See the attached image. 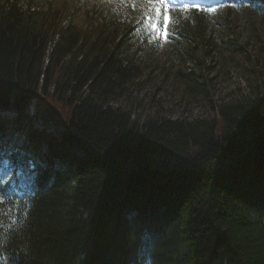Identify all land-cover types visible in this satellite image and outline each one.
<instances>
[{"label":"trees","instance_id":"trees-1","mask_svg":"<svg viewBox=\"0 0 264 264\" xmlns=\"http://www.w3.org/2000/svg\"><path fill=\"white\" fill-rule=\"evenodd\" d=\"M25 1L0 0V111L15 112L0 130L23 127L71 167L29 166L21 148L30 186L0 188V264H264L262 82L209 118L137 119L112 105L139 74L121 50L135 24L100 13L78 28L65 4Z\"/></svg>","mask_w":264,"mask_h":264},{"label":"rangeland","instance_id":"rangeland-1","mask_svg":"<svg viewBox=\"0 0 264 264\" xmlns=\"http://www.w3.org/2000/svg\"><path fill=\"white\" fill-rule=\"evenodd\" d=\"M19 1L24 7L26 1ZM168 1L34 0L33 7L41 11L65 4L63 24L73 22L78 28H85L89 14L95 16L100 13L101 18L120 15L125 23L135 24L125 43L122 42L121 50L139 74L125 86L128 87L126 92L120 94L112 105L131 111L137 119L155 114L173 119L209 118L215 114L218 104L243 97L253 98L259 82H262L261 89L264 91V17L253 11L254 5L242 3L237 6L222 2L192 11L167 9ZM164 17L168 18L171 33L162 28ZM175 18H179L183 26L187 22L189 24L190 30L182 38L173 33L177 24ZM196 20L205 29L202 31L203 39L209 40L203 44L208 53L203 59L204 66L202 62H197L200 56L195 46H200V40L196 32L192 33ZM232 29L235 32L233 35L223 32ZM221 37L226 42L228 38L231 41L223 43L217 39ZM210 38H214L212 44ZM255 69L260 72L259 79ZM191 72L194 76L202 75L196 79L195 89L192 88L194 82L187 76ZM207 83L208 86L203 87ZM13 116L15 114L9 112L0 113L3 120ZM33 127L40 128L38 123H34ZM12 129L27 133L23 127ZM20 139L37 151H31L35 159L57 164L59 156L53 155L54 151L51 153L49 145L32 140L28 133L26 138L20 135ZM11 171L6 165L1 176L11 177Z\"/></svg>","mask_w":264,"mask_h":264}]
</instances>
